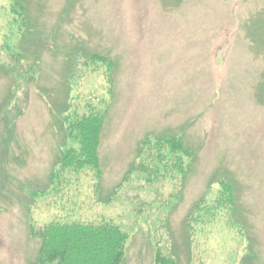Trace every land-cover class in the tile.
Wrapping results in <instances>:
<instances>
[{"label":"rangeland","instance_id":"1","mask_svg":"<svg viewBox=\"0 0 264 264\" xmlns=\"http://www.w3.org/2000/svg\"><path fill=\"white\" fill-rule=\"evenodd\" d=\"M89 103L109 105L102 177L53 188ZM158 136L190 151L183 188L128 175ZM222 183L235 204L215 213ZM49 223L121 228L122 264H264V0H0V264L37 263Z\"/></svg>","mask_w":264,"mask_h":264},{"label":"trees","instance_id":"2","mask_svg":"<svg viewBox=\"0 0 264 264\" xmlns=\"http://www.w3.org/2000/svg\"><path fill=\"white\" fill-rule=\"evenodd\" d=\"M96 58L109 62L101 56ZM86 109L85 114L67 117L65 121L64 127L71 144L62 151L57 167L50 175V186L53 188L64 180H70L67 179L68 174L76 175L88 170L94 173L97 182L102 177L98 150L109 105L98 108L89 103ZM138 152L137 162L132 164L129 176L147 173L150 179L159 175L161 176L157 178L165 179L169 172H174L176 177H180L177 180L181 181L180 188H183L187 174L186 159L190 156V151L181 139L168 136L147 138ZM148 178L147 181L152 182ZM221 185L212 207L215 213L235 204L232 185ZM181 193L178 192L177 195L180 196ZM206 204L205 200L196 204L189 219L191 225L202 222L206 216ZM30 228L31 235L38 237L41 242L39 259L35 264H122L124 260L128 236L113 224L49 223L38 231L32 226ZM154 264L178 263L173 257L156 250Z\"/></svg>","mask_w":264,"mask_h":264}]
</instances>
